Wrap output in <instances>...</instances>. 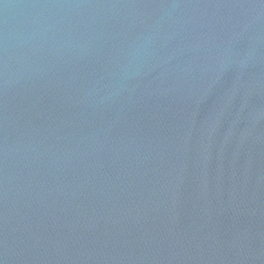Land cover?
Listing matches in <instances>:
<instances>
[{"label": "water", "instance_id": "water-1", "mask_svg": "<svg viewBox=\"0 0 264 264\" xmlns=\"http://www.w3.org/2000/svg\"><path fill=\"white\" fill-rule=\"evenodd\" d=\"M0 264H264V0H0Z\"/></svg>", "mask_w": 264, "mask_h": 264}]
</instances>
